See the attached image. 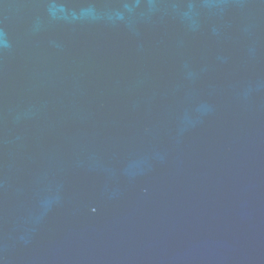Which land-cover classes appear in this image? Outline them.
Instances as JSON below:
<instances>
[{
    "label": "water",
    "instance_id": "1",
    "mask_svg": "<svg viewBox=\"0 0 264 264\" xmlns=\"http://www.w3.org/2000/svg\"><path fill=\"white\" fill-rule=\"evenodd\" d=\"M0 264H264V0H0Z\"/></svg>",
    "mask_w": 264,
    "mask_h": 264
}]
</instances>
